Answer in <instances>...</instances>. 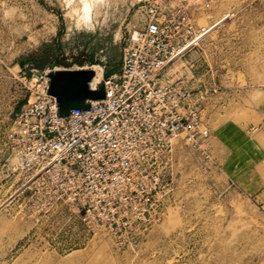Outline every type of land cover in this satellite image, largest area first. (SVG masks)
I'll use <instances>...</instances> for the list:
<instances>
[{"label":"rangeland","instance_id":"1","mask_svg":"<svg viewBox=\"0 0 264 264\" xmlns=\"http://www.w3.org/2000/svg\"><path fill=\"white\" fill-rule=\"evenodd\" d=\"M148 1L103 0L86 25L80 0H0V144L47 71L59 113L74 99L103 97L90 77L98 67L116 72ZM163 1L186 6L207 28L165 73L208 90L199 112L208 136L173 139L172 190L160 219L140 237H114L64 203L42 212L9 197L15 187L0 181V264H264L262 162L258 171L247 133L261 121L264 0Z\"/></svg>","mask_w":264,"mask_h":264},{"label":"built area","instance_id":"2","mask_svg":"<svg viewBox=\"0 0 264 264\" xmlns=\"http://www.w3.org/2000/svg\"><path fill=\"white\" fill-rule=\"evenodd\" d=\"M206 32L186 6L148 1L119 70L90 85H101L103 97L61 115L49 71L36 78L0 144V181L15 187L9 197L42 212L64 203L114 237H140L172 190L173 139L208 136L199 116L208 90L165 73Z\"/></svg>","mask_w":264,"mask_h":264},{"label":"crops","instance_id":"3","mask_svg":"<svg viewBox=\"0 0 264 264\" xmlns=\"http://www.w3.org/2000/svg\"><path fill=\"white\" fill-rule=\"evenodd\" d=\"M99 70H100V68H99ZM91 81H92V79H91ZM91 81H90V85H91ZM262 92L264 93V90H262ZM257 113L261 116L260 117L261 121L259 124L248 128L247 133L252 134V138H255V140H256V141L255 140H253V141L256 142V144H257V155L255 157V154H254V156L252 157V160L255 161V163H257L258 171L260 169L259 168L260 163L262 162V186H263L264 185V164H263L264 163V94L262 96V108L258 107ZM262 188L263 189L258 194V196H260V197H262V199H264V187H262Z\"/></svg>","mask_w":264,"mask_h":264},{"label":"bare ground","instance_id":"4","mask_svg":"<svg viewBox=\"0 0 264 264\" xmlns=\"http://www.w3.org/2000/svg\"><path fill=\"white\" fill-rule=\"evenodd\" d=\"M81 1V7H80V16H79V21H81V22H83L82 21V17L84 16V7H85V5H88V13H87V15H88V17H89V19H88V22H87V24L90 22V20H91V13H92V10H93V7H94V5H96V4H98V3H101L103 0H80ZM84 23V22H83ZM97 70H96V72H95V74H94V76H93V78H92V81H91V87H94L98 82H99V80H100V78H101V71L99 70V67L98 68H96Z\"/></svg>","mask_w":264,"mask_h":264},{"label":"water","instance_id":"5","mask_svg":"<svg viewBox=\"0 0 264 264\" xmlns=\"http://www.w3.org/2000/svg\"><path fill=\"white\" fill-rule=\"evenodd\" d=\"M52 72H55V71H52ZM51 72V73H52ZM67 72H71V71H67ZM78 72H81V71H78ZM83 72V71H82ZM92 72V71H91ZM94 73H92L91 77H90V80L92 79ZM89 86H90V83H89ZM101 86V85H100ZM91 88V87H90ZM92 89V88H91ZM57 99V98H56ZM85 99H74L72 101H70L65 107L67 108V112L66 113H60L61 115H67L69 110L71 108H76V107H79V108H87V104L85 103ZM58 102V101H57Z\"/></svg>","mask_w":264,"mask_h":264},{"label":"clouds","instance_id":"6","mask_svg":"<svg viewBox=\"0 0 264 264\" xmlns=\"http://www.w3.org/2000/svg\"><path fill=\"white\" fill-rule=\"evenodd\" d=\"M88 5H85V7H84V16L81 18L82 19V21L87 25V22H88V19H89V17H88V15H87V13H88Z\"/></svg>","mask_w":264,"mask_h":264},{"label":"trees","instance_id":"7","mask_svg":"<svg viewBox=\"0 0 264 264\" xmlns=\"http://www.w3.org/2000/svg\"><path fill=\"white\" fill-rule=\"evenodd\" d=\"M119 67H120V65H119ZM119 70V68L116 70V71H118ZM113 72H111V71H106L105 73H104V76H108V75H110V74H112ZM21 106V105H20ZM20 106L18 107V109L20 108Z\"/></svg>","mask_w":264,"mask_h":264}]
</instances>
